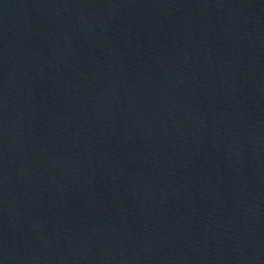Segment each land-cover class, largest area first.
<instances>
[{
    "label": "water",
    "instance_id": "1",
    "mask_svg": "<svg viewBox=\"0 0 264 264\" xmlns=\"http://www.w3.org/2000/svg\"><path fill=\"white\" fill-rule=\"evenodd\" d=\"M0 264H264V0H0Z\"/></svg>",
    "mask_w": 264,
    "mask_h": 264
}]
</instances>
